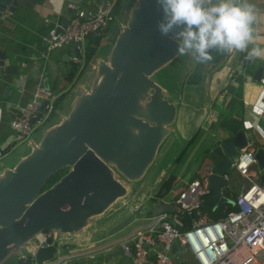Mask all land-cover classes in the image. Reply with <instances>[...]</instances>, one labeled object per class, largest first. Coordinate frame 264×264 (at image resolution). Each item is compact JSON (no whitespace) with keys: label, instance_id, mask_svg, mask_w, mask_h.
Listing matches in <instances>:
<instances>
[{"label":"water","instance_id":"1","mask_svg":"<svg viewBox=\"0 0 264 264\" xmlns=\"http://www.w3.org/2000/svg\"><path fill=\"white\" fill-rule=\"evenodd\" d=\"M42 1L0 0V19L27 2ZM72 14L68 8L58 32ZM159 19L155 0H135L107 58L96 59L89 89L80 90L69 112L48 127L38 142L31 140L26 156L0 173V264L11 258L15 264H48L59 255L58 240L42 243L35 262L21 256L37 234L43 230L57 234L81 231L92 218L127 196L128 184L141 180L154 162L177 116L176 104L152 77L178 55L175 45L157 31ZM9 65L6 53L0 51V78L17 73ZM260 74L259 69L257 80ZM44 84L49 89L47 80ZM45 105L32 123L42 116ZM13 138L10 136L0 150H6ZM247 147V134L240 130L208 150L205 179L212 191L208 199H217L216 206L223 202L234 205L221 194V187L228 183L223 175L233 172L232 162ZM254 156L258 166L264 167V148H257ZM61 169L67 172L42 190ZM174 209L159 201L150 213ZM179 251L172 248V252Z\"/></svg>","mask_w":264,"mask_h":264},{"label":"crops","instance_id":"2","mask_svg":"<svg viewBox=\"0 0 264 264\" xmlns=\"http://www.w3.org/2000/svg\"><path fill=\"white\" fill-rule=\"evenodd\" d=\"M98 1L43 0L40 3L27 2L25 5L18 6L13 13H6L0 19V51L6 53L9 58V66L17 69L16 74L0 78V146L13 135L9 125V108L14 105L25 104L38 86L45 88L44 80H47L49 90L59 96L56 99L59 100L58 105L54 104L56 107L55 116H52V113L44 132L48 127L59 123L61 116L66 115L67 111L69 112L80 90L89 89L96 74L92 61L85 66L71 61V56L76 52L73 45L50 51L46 46L44 51L41 48L48 31L61 25L62 18L68 9V3L91 10ZM132 1L134 0H121L118 12L114 13L115 18L110 23L109 28L101 32L104 36L106 30L112 29L115 20L124 19L125 12ZM249 2L255 5L260 12L254 28L261 39L254 41V44L264 47V0H249ZM104 40L103 37V45ZM185 56L190 60V67L196 63L191 56ZM245 56L246 53L236 51L222 55L213 53L214 59L207 64H201L197 69L199 73L195 74L191 69L187 75L185 74L187 83L191 85L202 84L203 82L206 84L205 96L197 97V103L193 104L192 111H189V100L194 98L191 91L186 93L184 89H179L173 84L170 90L161 85L168 92L169 100L176 104L177 112L182 109V113L190 117L192 128L205 115L199 129L194 132L190 139L195 134L198 136L199 132L202 131V138L209 141L207 150L231 139L240 130L246 132L249 148L254 149L255 152L257 148H264V110L260 109L261 105L264 104V56L255 60H246ZM74 64L78 66L79 71L73 81L63 89L61 88L64 84L63 79L71 71ZM259 69L261 70L260 80H257L255 75ZM190 73H192L191 76ZM212 80L213 86L208 84ZM176 128L174 123L172 133L175 132ZM43 133L39 135V138ZM31 140L39 141L32 138L26 144L27 148L17 149L13 138L0 159V173L6 168H13L19 160L31 151ZM15 150L16 152H14ZM258 167L257 169L260 170L259 181H264L262 179L264 167ZM227 176V185L221 187L222 195H224V187H228L231 192L236 194L246 188V181L236 172L227 173ZM231 176L233 177L230 186L228 180H231ZM240 182L242 185L245 182L243 187ZM153 190L137 197L140 201L135 204L136 209L140 208L145 200H153L150 210L149 208L145 210L148 211L145 215H139V211L124 214V211L116 206L119 202L124 205L130 197L128 195L118 199L116 204L98 216L102 218L101 221L98 218L94 220L92 218L87 227L77 233L59 234V255L55 258L69 253L75 255L71 259L73 264H132L130 258L123 254L119 244L115 241L126 236L131 229L144 223L147 217L152 216L151 208L159 202V198L163 200L160 202H169L171 199L167 197V194L162 196L156 194L157 190L154 192ZM230 199L234 200L235 198ZM208 200H213L217 204V199ZM131 209L133 208L131 207ZM123 214L125 217H132V221L126 225L119 223ZM128 225H130L129 228ZM125 226H127V230L116 236L115 233L122 232ZM89 248H96L93 256L80 254ZM4 264H15V262L11 258Z\"/></svg>","mask_w":264,"mask_h":264},{"label":"built area","instance_id":"3","mask_svg":"<svg viewBox=\"0 0 264 264\" xmlns=\"http://www.w3.org/2000/svg\"><path fill=\"white\" fill-rule=\"evenodd\" d=\"M117 1L99 0L91 10L68 3L73 14L59 32L57 27L48 31L47 49L73 45L76 52L71 61H79L83 43L91 34H100L115 18L113 10ZM58 97L38 86L25 104L9 108V125L16 144L30 140L34 130L49 120ZM44 102L42 116L32 123ZM260 109L264 110V104ZM3 155L0 150V159ZM254 155L255 150L247 147L232 162L233 171L246 181V188L233 200L234 210L213 218L203 206L212 191L205 177L196 178L169 202L165 201L174 206V211L147 217L115 243L132 264H264V181H259L260 170ZM223 177L228 179L227 174ZM58 237L53 231H41L25 246L21 256L35 262V253L42 243L47 239L57 241ZM173 247L180 250L179 253L172 252ZM95 249L89 248L80 254L93 256ZM74 256L68 253L48 264H73Z\"/></svg>","mask_w":264,"mask_h":264},{"label":"rangeland","instance_id":"4","mask_svg":"<svg viewBox=\"0 0 264 264\" xmlns=\"http://www.w3.org/2000/svg\"><path fill=\"white\" fill-rule=\"evenodd\" d=\"M134 1H132V3L128 6V10H126L125 12L124 19L121 21L115 20L112 29L106 30V34L104 36L105 43L103 47H101L98 53L91 60L92 65L94 67H95L96 59L107 58L110 48L116 38V35L121 30L122 26L126 24L129 10L132 7ZM87 40L85 41V43H83L84 49L80 54V60L76 62L78 65L82 64L85 66L88 64V63L87 64L84 63L85 47ZM187 58L188 57L186 56L177 55V57L174 58L171 62H169L160 70L156 71L152 77L158 84L167 87L169 90L171 89L173 84L176 85L175 87H178L179 89H184L186 93L188 91H191L194 98L189 100L190 103L189 111H192V106H194L193 104L197 103V97L201 98V96L203 97L205 96L206 93L204 92L206 90L205 88L206 84H204V82L202 84H197V85H191L187 83L185 76L188 74V72L192 69L193 72H195V74L199 73L197 69L201 65L194 63L190 67V60ZM191 75L192 73H190V76ZM208 84L213 86V80L210 81ZM55 105H58L57 100L55 101ZM54 113L55 110L52 116H55ZM191 122L192 120L190 119V117H188L187 114L182 113V109H180L177 112V116L175 120V126L177 128L175 132L173 131V133L168 135L163 140V142L158 148L154 162L151 164L144 177L139 181L131 182L128 184L129 186L128 195L130 196L128 198L129 200L127 199V202L124 205H121L122 203L120 202L116 205L117 207L121 208L124 211V214H130L131 212H135V211H139V215L147 214L148 211L145 210H147V208H149L150 210V205L151 203H153V200H147V201L145 200L144 202H142L141 207L140 208L138 207L136 209L135 204L139 203L140 201V199L139 198L137 199V197H139L140 194L150 193L152 189L156 191L162 179L165 176H168V174L174 173L175 176L177 177L174 188L167 193V197L172 198L174 195H176V193H178V190L180 189L181 185L188 183V181L191 179L192 174L198 171V167L199 165H201L202 161L204 160V156L206 155L207 149L209 148V144H208L209 141L202 138V131L199 132L196 140L188 146L182 158L176 160L177 156L180 154L183 148L188 144V140L196 130L197 123L192 128ZM47 125H48V120L46 119L41 126L37 127L34 130V132L31 135V139L33 138L36 140H40L42 136L39 138V135L44 132L45 127ZM28 141H24L20 144H16L17 149L27 148L26 144L28 143ZM14 152H16V150ZM204 171L205 169L201 170L199 173L202 174ZM232 177L233 176L230 177L231 180H228L230 186L232 185ZM244 184L242 185V182H240V185H242V187L244 186ZM131 207L133 209H131ZM124 214L121 217V221L119 223L126 225V223L132 221V217L130 216L125 217ZM98 216L94 217L93 220L98 218V220L100 219L101 221L102 218ZM129 227L130 225H128V228ZM126 230H127V226L124 227L122 232H116L115 235L116 236L121 235ZM190 264H194V263L190 262Z\"/></svg>","mask_w":264,"mask_h":264},{"label":"clouds","instance_id":"5","mask_svg":"<svg viewBox=\"0 0 264 264\" xmlns=\"http://www.w3.org/2000/svg\"><path fill=\"white\" fill-rule=\"evenodd\" d=\"M160 12L156 28L197 64H207L213 53H246V60L264 56L254 24L260 12L249 0H155ZM250 45H252L250 47ZM234 172V171H233Z\"/></svg>","mask_w":264,"mask_h":264},{"label":"trees","instance_id":"6","mask_svg":"<svg viewBox=\"0 0 264 264\" xmlns=\"http://www.w3.org/2000/svg\"><path fill=\"white\" fill-rule=\"evenodd\" d=\"M120 3H121V0H118L115 7H114L113 13L118 12V8H119ZM112 21H110V23ZM110 23L108 24L107 28H109ZM103 37H104L103 33H100V34L94 33V34H91L89 36L87 43H86V47H85V58H84L85 64L89 63L93 59V57L98 53V51L101 49V47H103V44H102ZM78 71H79L78 66H76V64H74L71 71L64 77V79H63L64 84L61 86V88L64 89L71 81H73V79L75 78ZM196 138H197V134H195L188 141V144L183 148V150L177 156L176 160H179L180 158H182V156L185 154L188 146L190 144H192L196 140ZM207 152H208V150H207ZM208 160H209V157H208V154L206 153V155L204 156V160L202 161L201 165H199V167H198V171L192 174L191 179L188 181V183L181 185L180 189L178 190V193L180 191H182L187 186V184H189V182L192 181L193 179H196V178L202 179L207 175L208 171L206 170V166L208 164ZM203 169H205V171L202 174H200L199 172ZM65 172H67L66 169H61V170L57 171L56 173H54L47 180V182L43 186L42 190L50 187ZM176 178L177 177L175 176L174 173H170V174H168V176H165L162 179L160 185L158 186L156 194L165 196V194H167L171 189L174 188L175 183H176ZM262 179L264 180V174L262 175ZM163 191H165V192H163ZM178 193H176V194H178ZM223 193L225 196H228V197L233 198V199L236 198L238 195L236 193L231 192V190H229L228 187H224ZM215 204H216V202L213 200H208L207 198L204 199V203H203L204 208L206 210H208L210 215L215 219L220 218V217L226 215L228 212L235 209V207L231 203H228V202H223L216 207H215Z\"/></svg>","mask_w":264,"mask_h":264}]
</instances>
